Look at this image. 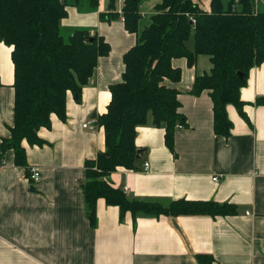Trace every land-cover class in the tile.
I'll return each instance as SVG.
<instances>
[{"label": "crops", "instance_id": "1", "mask_svg": "<svg viewBox=\"0 0 264 264\" xmlns=\"http://www.w3.org/2000/svg\"><path fill=\"white\" fill-rule=\"evenodd\" d=\"M210 12L212 0H191ZM240 0H220L221 8H239ZM160 0H143L137 34L124 29L122 17L104 22L107 1L99 0L93 13L67 9L64 29L83 28L109 44L77 99L66 95L65 120L51 116L49 128H40L41 146L25 141L27 169L14 164L7 151L0 163V264H264V62L249 71L240 90L246 118L228 105L232 123L229 138L213 132L212 102L207 92L189 94L195 76L208 73V57L193 67L185 59L172 61L181 69L177 83L180 111L186 126L174 133V151L164 144V129L149 118L136 128L137 169H116L106 180L137 200L167 204L178 199L232 203L233 216H159L126 213L103 199L95 205V224L88 219L82 193L84 163L104 151L103 128L95 120L106 113L109 86L121 81L123 55L150 24ZM253 11L264 12V0H250ZM119 7V5H118ZM189 49H192V45ZM11 47L0 42V143L13 125V64ZM205 58V59H204ZM94 123V131L82 125ZM144 164H148L144 169ZM31 168L39 172L30 180ZM27 171V173H26Z\"/></svg>", "mask_w": 264, "mask_h": 264}, {"label": "trees", "instance_id": "2", "mask_svg": "<svg viewBox=\"0 0 264 264\" xmlns=\"http://www.w3.org/2000/svg\"><path fill=\"white\" fill-rule=\"evenodd\" d=\"M104 22L122 17L124 29L137 34L143 0H123L118 13L116 0H106ZM99 0H0V42L11 47L13 64V125L9 137L0 143V163L12 151L14 164L27 169L25 141L41 146L37 133L49 128L51 116L65 120L66 95L80 98L82 88L92 77L97 61L109 54V44L97 34L83 28L64 29L61 21L69 7L79 13H93ZM65 33V34H63ZM193 35L192 49L187 42ZM199 56H206L210 71L195 76L189 94L207 92L212 102L213 132L229 138L232 123L226 108L232 105L246 118L240 90L249 71L264 62V12L253 11L250 0H240L239 8H221L212 0L210 12H204L191 0H160L150 24L137 37L136 44L122 57L121 81L109 86L110 101L106 113L95 122L103 128L104 151L85 161L82 193L88 219L95 224V205L103 199L116 206L120 218L126 213L145 216H209L236 214L232 203L178 199L167 204L129 198L122 189L107 182L106 177L118 168L137 169L136 128L150 118L164 129V144L174 151V133L186 126L178 100L179 92L167 86L177 83L181 69L172 61L185 59L188 67ZM264 106V97L253 103ZM27 173V171H26ZM202 264L211 257L198 255Z\"/></svg>", "mask_w": 264, "mask_h": 264}, {"label": "built area", "instance_id": "3", "mask_svg": "<svg viewBox=\"0 0 264 264\" xmlns=\"http://www.w3.org/2000/svg\"><path fill=\"white\" fill-rule=\"evenodd\" d=\"M116 1H117L118 5H119L117 11H118V13L120 14V13H121L120 5L122 4L123 0H116ZM82 127H83L84 129H88V130H90V131H94V129H95V127H94V123H92V122L84 123V124L82 125ZM179 128H180V127H179ZM147 166H148V164H144V169H147ZM29 172H30V180H32L33 182L38 181V179H39V172H38L35 168H31V169L29 170Z\"/></svg>", "mask_w": 264, "mask_h": 264}, {"label": "rangeland", "instance_id": "4", "mask_svg": "<svg viewBox=\"0 0 264 264\" xmlns=\"http://www.w3.org/2000/svg\"><path fill=\"white\" fill-rule=\"evenodd\" d=\"M63 34H65V33H63ZM191 45H193V35L191 34V36H190V38H189V40H188V42H187V46L190 48V46ZM205 59V58H204Z\"/></svg>", "mask_w": 264, "mask_h": 264}, {"label": "water", "instance_id": "5", "mask_svg": "<svg viewBox=\"0 0 264 264\" xmlns=\"http://www.w3.org/2000/svg\"><path fill=\"white\" fill-rule=\"evenodd\" d=\"M140 152H141V151H140V150H138V151H137V154L139 155V154H140ZM138 155H137V157H138Z\"/></svg>", "mask_w": 264, "mask_h": 264}]
</instances>
